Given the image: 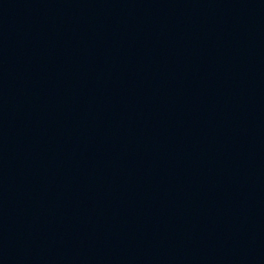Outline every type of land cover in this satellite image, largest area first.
Wrapping results in <instances>:
<instances>
[{
	"label": "water",
	"instance_id": "water-1",
	"mask_svg": "<svg viewBox=\"0 0 264 264\" xmlns=\"http://www.w3.org/2000/svg\"><path fill=\"white\" fill-rule=\"evenodd\" d=\"M0 264H264V0H0Z\"/></svg>",
	"mask_w": 264,
	"mask_h": 264
}]
</instances>
